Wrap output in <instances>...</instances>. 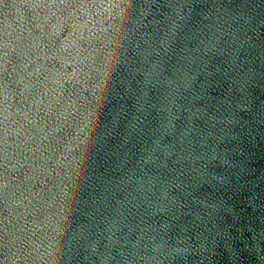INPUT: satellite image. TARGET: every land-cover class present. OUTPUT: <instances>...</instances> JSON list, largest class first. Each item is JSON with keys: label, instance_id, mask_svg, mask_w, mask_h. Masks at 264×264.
<instances>
[{"label": "water", "instance_id": "95a60500", "mask_svg": "<svg viewBox=\"0 0 264 264\" xmlns=\"http://www.w3.org/2000/svg\"><path fill=\"white\" fill-rule=\"evenodd\" d=\"M0 264H264V89L47 220Z\"/></svg>", "mask_w": 264, "mask_h": 264}]
</instances>
